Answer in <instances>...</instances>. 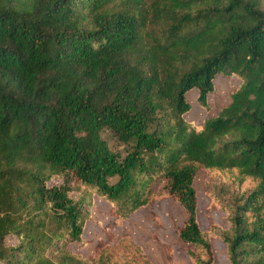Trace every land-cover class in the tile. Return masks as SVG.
Instances as JSON below:
<instances>
[{
    "label": "trees",
    "instance_id": "obj_1",
    "mask_svg": "<svg viewBox=\"0 0 264 264\" xmlns=\"http://www.w3.org/2000/svg\"><path fill=\"white\" fill-rule=\"evenodd\" d=\"M218 76L238 80L229 102L186 118ZM199 171L229 184L206 206L226 228L199 226ZM93 196L118 224L171 198L191 264H214L215 239L229 264H264L261 0H0V263L154 264L130 235L69 248Z\"/></svg>",
    "mask_w": 264,
    "mask_h": 264
},
{
    "label": "rangeland",
    "instance_id": "obj_2",
    "mask_svg": "<svg viewBox=\"0 0 264 264\" xmlns=\"http://www.w3.org/2000/svg\"><path fill=\"white\" fill-rule=\"evenodd\" d=\"M261 2L264 7V0ZM214 81L216 89L210 97L211 109L207 111L195 104L197 91L193 90L187 94V100L191 103V110L186 114V118L199 122L208 114L215 115L222 105L229 102L228 92L238 83L236 77L218 76ZM101 135L112 151L122 148L110 131L105 130ZM228 185L227 182L210 172L199 171L195 177L194 187L198 199L197 219L202 230L209 228L210 221L219 227H227L225 213L221 212L220 216H215L213 212L216 211H213L208 215L206 206L210 201V195L225 192ZM78 194L77 188L69 193L72 198H76ZM164 200L166 201L165 204H161L160 201ZM160 201H155L147 207L135 211L121 224H118L109 211V203L102 198L93 196L90 218L85 221L82 233L85 242L71 243L69 248L81 257L89 258L93 256L96 243L99 240H107L112 245L121 236L130 235L133 241L143 248L148 259L154 264H191L186 252L188 244L182 242L177 233V229L182 225L186 214L171 198ZM213 249L214 264H229L225 244L220 239L213 241ZM219 255L222 258L224 255L222 261Z\"/></svg>",
    "mask_w": 264,
    "mask_h": 264
}]
</instances>
